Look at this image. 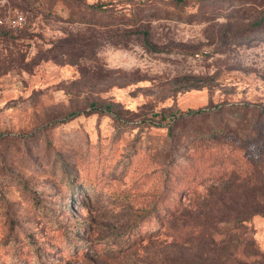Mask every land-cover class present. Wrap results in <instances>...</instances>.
<instances>
[{"label":"rangeland","instance_id":"374dc122","mask_svg":"<svg viewBox=\"0 0 264 264\" xmlns=\"http://www.w3.org/2000/svg\"><path fill=\"white\" fill-rule=\"evenodd\" d=\"M0 264H264V0H0Z\"/></svg>","mask_w":264,"mask_h":264},{"label":"trees","instance_id":"16d2710c","mask_svg":"<svg viewBox=\"0 0 264 264\" xmlns=\"http://www.w3.org/2000/svg\"><path fill=\"white\" fill-rule=\"evenodd\" d=\"M79 8H80V11L77 12L76 15H71V17L76 16L75 17L76 19H79L80 18V16L84 13L83 11H84V9L86 7L84 5H82V6H79ZM92 8L95 9V10H102L103 12H107L108 11V6L105 5V4H100V5H97V6L92 7ZM204 113H206V110H202L201 109V110H197V111H189V113L187 115H190V116L194 117V116H197V115H202ZM183 116H185V115H180L179 116V119L181 117H183ZM235 220H237V221H244L246 219H240L239 217H235Z\"/></svg>","mask_w":264,"mask_h":264},{"label":"built area","instance_id":"2783aa9c","mask_svg":"<svg viewBox=\"0 0 264 264\" xmlns=\"http://www.w3.org/2000/svg\"><path fill=\"white\" fill-rule=\"evenodd\" d=\"M24 21V17H22L21 15H18L17 19L15 21H13L14 25H21Z\"/></svg>","mask_w":264,"mask_h":264}]
</instances>
